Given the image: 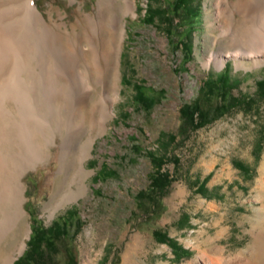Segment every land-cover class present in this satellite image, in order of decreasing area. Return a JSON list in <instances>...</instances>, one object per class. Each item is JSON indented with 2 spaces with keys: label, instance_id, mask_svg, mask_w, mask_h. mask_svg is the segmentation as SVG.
<instances>
[{
  "label": "rangeland",
  "instance_id": "rangeland-1",
  "mask_svg": "<svg viewBox=\"0 0 264 264\" xmlns=\"http://www.w3.org/2000/svg\"><path fill=\"white\" fill-rule=\"evenodd\" d=\"M34 2L46 19L51 14L66 22L69 30L82 16L80 12H94L97 5V0ZM187 5L177 9L173 0H133L134 12L121 14L124 33L117 80L111 77L108 91H100V97L112 98V114L105 131L82 135V140L93 138L83 160L87 190L78 197L65 196L63 175L58 173L57 137L49 156L22 173L25 214L0 247L9 252L12 264L27 247L35 218L49 225L54 218L72 217L68 232L47 250L44 264H206L204 251L216 247L227 258L254 241L263 226L259 218L264 185L259 179L264 175V93L258 92L257 82L264 77V58L253 64L225 57L220 66L204 65L212 51L219 50L211 45L217 33L212 32L214 0H188ZM146 7L154 13L150 22L144 18ZM0 11L9 14L10 8L3 4ZM3 32L0 99L18 74L19 54L14 47L25 42L8 25ZM182 39L188 41L189 49L180 45ZM30 49L32 63L44 57L49 61L48 90L59 84L58 76H64L63 99L69 101L77 88L76 55L44 33L32 38ZM90 60L94 65L93 54ZM223 70L230 78L232 94L254 98L253 107H236L185 134L180 130V105L197 97L204 78ZM41 74L37 83L42 91ZM134 81L156 94L150 108L136 106ZM212 100L201 98V103L210 106ZM150 150L166 158L163 168L173 175L167 193L153 205L148 197H138L140 190L149 191ZM236 162L245 167L239 168ZM102 164L116 174L98 179L95 174ZM156 228L179 248L159 240Z\"/></svg>",
  "mask_w": 264,
  "mask_h": 264
},
{
  "label": "bare ground",
  "instance_id": "bare-ground-1",
  "mask_svg": "<svg viewBox=\"0 0 264 264\" xmlns=\"http://www.w3.org/2000/svg\"><path fill=\"white\" fill-rule=\"evenodd\" d=\"M3 4L10 8V13L0 11V47L6 39L3 32L6 25L19 32L25 42L18 49L14 47L19 54L18 74L11 83V90L0 99L1 248L16 232L25 214L23 171L44 161L57 137L60 138L58 173L63 175L65 196L78 197L86 192L88 172L83 160L89 154L93 138L82 140V135L106 130L112 114V98L100 95L102 90L108 91L111 77L117 80V55L124 33L121 14L134 12L133 0H97L94 12H80L82 16L76 18L69 30L66 22L54 19L51 14L46 19L34 0H0V6ZM213 18L212 32L217 30V33L212 35L211 45H217L219 50L212 51L204 65L214 62L220 66L225 57L239 63L248 59L253 64L264 58V0H214ZM41 33L46 37L52 35L63 48L76 55L77 88L67 102L62 92L64 76H58L59 84L55 83L50 91L46 88L51 81L47 57L37 63L28 58L30 41ZM90 54H93L97 74ZM40 72L43 74L42 91L37 79ZM3 88L0 84V91ZM259 182L264 185V175ZM259 220L263 226L255 235L254 243L227 258L215 247L202 253L203 261L206 264H264V206ZM1 248L0 264H12L9 252Z\"/></svg>",
  "mask_w": 264,
  "mask_h": 264
},
{
  "label": "trees",
  "instance_id": "trees-1",
  "mask_svg": "<svg viewBox=\"0 0 264 264\" xmlns=\"http://www.w3.org/2000/svg\"><path fill=\"white\" fill-rule=\"evenodd\" d=\"M188 0H173V6L177 9L186 7ZM153 12V11H152ZM145 19L150 22L154 13H151V9L145 8ZM180 45L183 48H190V44L185 39L180 41ZM127 79L126 77L124 78ZM230 78L225 71H221L215 76H207L201 81L198 89V95L190 101L183 102L179 107L181 116L180 130L187 134L189 131H193L198 127L205 125L213 119L229 113L232 109L239 106L253 107L255 100L252 97L241 98L238 95L232 94V85L230 84ZM258 89L261 94L264 93V77L257 82ZM133 99L136 106H143L150 108L156 101V94L147 89L141 81L133 82ZM201 98L209 99L213 98L210 106L204 105L201 102ZM124 114H127L125 112ZM150 161L153 166L152 173L149 178V191L145 192L140 190L138 192L139 198L148 197L152 205L157 203L158 199L165 195L168 191L169 185L173 180V175L163 168L166 158H163L161 154H156L154 151H148ZM176 160V157H174ZM239 168H244L245 165L241 162H236ZM116 174L114 169L108 168L105 164L100 166V169L96 172L95 176L107 178ZM205 181L200 183L203 186ZM72 217L62 216L60 218H54L49 225H44L39 222L37 218L31 223L30 237L27 240V247L24 252L14 260L13 264H44L47 250L54 247L55 239L64 236L68 232V226ZM154 234L159 240L167 241L172 244L176 249L179 245L171 237L166 235V232L156 228Z\"/></svg>",
  "mask_w": 264,
  "mask_h": 264
},
{
  "label": "water",
  "instance_id": "water-1",
  "mask_svg": "<svg viewBox=\"0 0 264 264\" xmlns=\"http://www.w3.org/2000/svg\"><path fill=\"white\" fill-rule=\"evenodd\" d=\"M28 232H29V233L31 232V228H29ZM29 233H28L27 238H29V236H30ZM21 252H22V251H21ZM21 252H19V254H21ZM19 254H18V255H19Z\"/></svg>",
  "mask_w": 264,
  "mask_h": 264
}]
</instances>
